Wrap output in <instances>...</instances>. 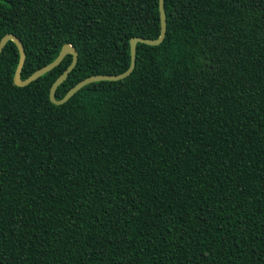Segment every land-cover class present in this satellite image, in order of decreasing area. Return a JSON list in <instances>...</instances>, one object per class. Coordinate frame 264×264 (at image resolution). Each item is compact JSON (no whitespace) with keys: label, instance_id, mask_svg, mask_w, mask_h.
I'll return each instance as SVG.
<instances>
[{"label":"trees","instance_id":"obj_1","mask_svg":"<svg viewBox=\"0 0 264 264\" xmlns=\"http://www.w3.org/2000/svg\"><path fill=\"white\" fill-rule=\"evenodd\" d=\"M159 0H0L57 100L156 39ZM127 78L54 105L0 53V264H264V0H164Z\"/></svg>","mask_w":264,"mask_h":264},{"label":"water","instance_id":"obj_2","mask_svg":"<svg viewBox=\"0 0 264 264\" xmlns=\"http://www.w3.org/2000/svg\"><path fill=\"white\" fill-rule=\"evenodd\" d=\"M159 18H160V33L158 38L156 39H145L141 37H134L130 39V63L127 68V70L121 74L117 75H93L89 76L80 82H78L75 86H73L66 94L65 96L57 100L55 98V92L60 84H62L68 77L69 73L74 69V67L77 64L78 61V52L75 47L71 46L70 44H65L62 46L61 51L59 55L49 64L45 65L44 67H41L40 69L36 70L33 74H31L28 78L22 79L21 73L22 68L25 61V51L22 42L14 35L12 34H6L2 37L0 40V53L2 52L4 46L8 41H11L14 43V45L17 48L18 51V63L15 69L14 77H13V83L17 87H24L29 85L30 83L34 82L44 74L50 72L57 66L61 64L63 59L66 55H71L72 60L70 65L65 69V71L55 80V82L51 85L49 90V100L54 105H62L66 103L72 96H74L80 89H82L84 86L95 83V82H101V81H109V82H116L123 80L130 76V74L133 72L135 68L136 63V49L137 44L142 43L149 46H157L161 44L165 38L166 35V27H167V21H166V14L164 10V0H159Z\"/></svg>","mask_w":264,"mask_h":264}]
</instances>
